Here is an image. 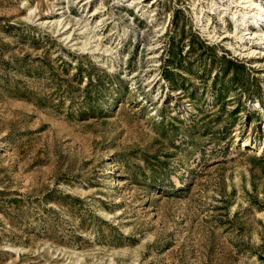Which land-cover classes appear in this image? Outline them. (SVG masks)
Instances as JSON below:
<instances>
[{"label": "rangeland", "instance_id": "374dc122", "mask_svg": "<svg viewBox=\"0 0 264 264\" xmlns=\"http://www.w3.org/2000/svg\"><path fill=\"white\" fill-rule=\"evenodd\" d=\"M212 1L0 0V264H264V52Z\"/></svg>", "mask_w": 264, "mask_h": 264}, {"label": "bare ground", "instance_id": "6f19581e", "mask_svg": "<svg viewBox=\"0 0 264 264\" xmlns=\"http://www.w3.org/2000/svg\"><path fill=\"white\" fill-rule=\"evenodd\" d=\"M210 6L211 10L219 6L216 9L219 16L231 13L229 16L234 23L237 45L249 50L250 55L264 52V0H228L227 5H219L217 0H213ZM88 25L85 23L84 29L87 30ZM243 143L244 146L249 145L247 141Z\"/></svg>", "mask_w": 264, "mask_h": 264}]
</instances>
